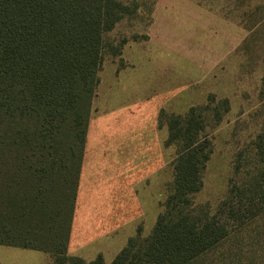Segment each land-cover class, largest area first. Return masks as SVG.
<instances>
[{
  "label": "trees",
  "instance_id": "16d2710c",
  "mask_svg": "<svg viewBox=\"0 0 264 264\" xmlns=\"http://www.w3.org/2000/svg\"><path fill=\"white\" fill-rule=\"evenodd\" d=\"M136 11L120 0H0V245L52 264H106L68 248L105 52H122L105 35ZM215 102L168 118L176 159L162 212L111 264H264V126L216 212L195 203L214 150L204 113L218 124L229 110Z\"/></svg>",
  "mask_w": 264,
  "mask_h": 264
},
{
  "label": "rangeland",
  "instance_id": "374dc122",
  "mask_svg": "<svg viewBox=\"0 0 264 264\" xmlns=\"http://www.w3.org/2000/svg\"><path fill=\"white\" fill-rule=\"evenodd\" d=\"M120 1L137 11L105 35L122 52L107 48L99 74L86 154L90 194L78 219V232L102 228L112 242L140 227L149 236L162 212L174 181L171 115L204 107L210 96L212 108L229 102L218 124L204 113L214 150L195 203L214 213L239 181L237 165L240 177L250 170L264 126V0ZM3 250L0 264H10ZM26 252L35 256L21 264H50L46 254Z\"/></svg>",
  "mask_w": 264,
  "mask_h": 264
},
{
  "label": "crops",
  "instance_id": "0c3cea01",
  "mask_svg": "<svg viewBox=\"0 0 264 264\" xmlns=\"http://www.w3.org/2000/svg\"><path fill=\"white\" fill-rule=\"evenodd\" d=\"M150 38V37H149ZM92 130V119L90 120L89 129H88V136H87V144H86V151L83 160V166L79 181V189L77 194V201H76V208L75 214L72 224L71 230V237L69 242L68 248V255L71 257H78L82 258L87 262H92L97 259L98 256H103L106 264H111L116 256L121 252L122 249L127 245L130 238L134 237L132 235V231L128 230L127 234L123 236V238L119 241H113L109 239L108 236L111 234H102L98 228L95 229L92 227L81 228V231L78 232V219L80 214V208L82 205V197L88 196L90 194L89 188L87 186L88 176L86 175V154L88 153V137L90 139V134ZM82 223V218L80 221V225ZM137 227H135V230ZM106 237V238H105ZM0 247L4 248L3 255L4 257L2 260L6 258L11 259L10 264H21L20 262L23 261H30V259L35 256L33 253H28L26 251H36V250H29V249H22V248H15L0 245ZM8 249V250H7ZM38 253L46 254L50 258V264H52V258L49 254L36 251ZM47 264V263H46Z\"/></svg>",
  "mask_w": 264,
  "mask_h": 264
}]
</instances>
